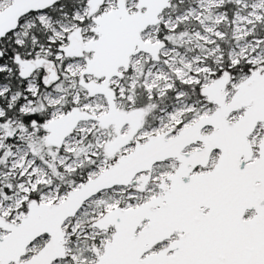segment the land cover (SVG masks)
Returning <instances> with one entry per match:
<instances>
[{
    "label": "snow or ice",
    "instance_id": "6c2138e0",
    "mask_svg": "<svg viewBox=\"0 0 264 264\" xmlns=\"http://www.w3.org/2000/svg\"><path fill=\"white\" fill-rule=\"evenodd\" d=\"M0 264H264V0H0Z\"/></svg>",
    "mask_w": 264,
    "mask_h": 264
}]
</instances>
